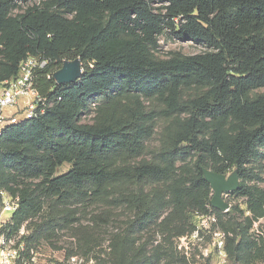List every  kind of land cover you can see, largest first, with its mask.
<instances>
[{
	"label": "trees",
	"instance_id": "obj_1",
	"mask_svg": "<svg viewBox=\"0 0 264 264\" xmlns=\"http://www.w3.org/2000/svg\"><path fill=\"white\" fill-rule=\"evenodd\" d=\"M17 1L0 0V82L29 55L43 57L36 88L51 108L1 143L0 187L20 195L13 231L45 207L51 228L71 227L90 206L107 209L96 223L120 208L129 213L120 263L136 253L134 264H156L158 254L136 248L139 235L168 210L203 206L205 170L236 169L235 194L264 216V0H43L15 15ZM167 33L207 50L163 58ZM75 59L76 83L48 79ZM64 164L71 170L55 176ZM18 177L39 182L19 190Z\"/></svg>",
	"mask_w": 264,
	"mask_h": 264
},
{
	"label": "rangeland",
	"instance_id": "obj_2",
	"mask_svg": "<svg viewBox=\"0 0 264 264\" xmlns=\"http://www.w3.org/2000/svg\"><path fill=\"white\" fill-rule=\"evenodd\" d=\"M41 1L18 0L19 8L13 14L22 13ZM206 50L204 45L181 42L167 33L160 38L158 54L166 58L171 52L195 55ZM256 92L264 93V89ZM160 134L161 130L157 129L150 142L153 147L159 146ZM71 168L70 164H64L55 176L63 175ZM210 172H204L208 181ZM14 174L11 172V176ZM221 180L230 188L222 196L229 207L227 211L213 206L215 191L212 189L203 206L190 207L186 214L168 210L155 226L139 235L136 248L141 247L147 255L158 254L161 259L156 264H264V225L256 228L258 220L250 212L248 200L235 194L240 185L236 169L222 175ZM19 181L24 183L18 186L19 190L25 184L33 189L39 182L23 178ZM258 186L264 189V182ZM199 195L204 197V192ZM106 211L102 206H90L77 215L71 227L51 228L45 207L35 218L24 222L18 231H13L10 225L0 228V246L20 250L23 264H121L120 252L115 247L129 213L124 209H113L107 222L93 221ZM220 235L224 237L220 239ZM135 258L136 253L129 254L126 264H134Z\"/></svg>",
	"mask_w": 264,
	"mask_h": 264
},
{
	"label": "built area",
	"instance_id": "obj_3",
	"mask_svg": "<svg viewBox=\"0 0 264 264\" xmlns=\"http://www.w3.org/2000/svg\"><path fill=\"white\" fill-rule=\"evenodd\" d=\"M49 64L41 56L29 55L20 64L17 77L0 82V147L5 131L15 125L35 120L45 116L51 108L48 98L41 95L36 88L38 70ZM57 71V70H56ZM54 71L48 79L54 78ZM95 108V103L91 105ZM95 113L83 116L90 123ZM20 208L18 196L0 187V228L8 227L13 223L14 215ZM264 225V216L258 219L256 228ZM224 236L220 235L219 238ZM21 252L17 248L7 249L0 246V264H23Z\"/></svg>",
	"mask_w": 264,
	"mask_h": 264
},
{
	"label": "water",
	"instance_id": "obj_4",
	"mask_svg": "<svg viewBox=\"0 0 264 264\" xmlns=\"http://www.w3.org/2000/svg\"><path fill=\"white\" fill-rule=\"evenodd\" d=\"M83 75V64L80 59H75L71 61H65L62 67L54 73V79L58 85L64 84H74L76 83ZM220 174L215 172H210L209 181L206 179L212 189L215 191V195L212 201L213 206L216 209L227 211L229 209L228 205L225 204L222 200L224 193L230 191L223 180H221Z\"/></svg>",
	"mask_w": 264,
	"mask_h": 264
}]
</instances>
